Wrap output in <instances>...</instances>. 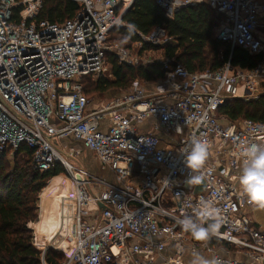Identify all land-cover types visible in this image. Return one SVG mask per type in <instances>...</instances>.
Here are the masks:
<instances>
[{"label": "built area", "instance_id": "1", "mask_svg": "<svg viewBox=\"0 0 264 264\" xmlns=\"http://www.w3.org/2000/svg\"><path fill=\"white\" fill-rule=\"evenodd\" d=\"M69 1L79 12L55 25L38 20L44 0H0V162L26 146L40 173L57 164L66 169L71 248L60 250V264H185L200 252L214 264H264V232L244 212L264 209V179L255 170L264 164V124L218 117L226 101L264 96V0H153L170 19L208 5L224 16L217 41L262 57L253 70L228 62L204 73L162 56L142 58L171 43L164 28L142 36L136 54L111 43L135 0ZM108 54L132 67L159 62L165 78L151 91L136 83L90 110L83 78L105 76ZM147 118L168 140L139 130ZM67 138L83 144L116 182L68 162L56 146ZM200 181L206 187L197 194Z\"/></svg>", "mask_w": 264, "mask_h": 264}, {"label": "trees", "instance_id": "2", "mask_svg": "<svg viewBox=\"0 0 264 264\" xmlns=\"http://www.w3.org/2000/svg\"><path fill=\"white\" fill-rule=\"evenodd\" d=\"M80 5L69 0H44L39 21L61 25L73 18ZM206 4H195L178 11L170 19L153 0H135L126 11L123 21L126 27L115 29L111 41H129L131 47L142 41L157 28H164L172 39L165 47H156L173 64L180 63L190 73L215 72L228 62L236 69L253 70L260 63L261 56H251L247 51L231 48L216 39V32L222 20ZM131 49V48H130ZM143 49H149L145 46ZM106 63L111 69L112 79L99 76L83 78L88 82V93L103 95L110 90L127 91L136 80L156 84L165 78V70L159 62L148 66L132 67L121 64L114 54H108ZM92 81V82H91ZM84 85V83H83ZM220 120L240 123L250 120L264 124V96L256 101L233 99L226 101L218 110ZM10 151L0 162V264H41L42 253L33 243V231L29 225L38 226L47 220L49 214L64 216L63 208L58 207L61 196L44 191L42 202L51 199V205L42 206L39 218L40 194L48 183L60 175L66 174L62 166L56 165L51 171L40 173L33 164V152L26 146L14 155V167L8 171L4 161L10 157ZM39 218V220H38ZM36 241L41 243L57 241L69 248L70 241L54 224L46 228H33ZM231 250L234 248L228 246ZM46 249V248H43ZM42 249V250H43ZM62 252L49 249L45 260L48 264H60Z\"/></svg>", "mask_w": 264, "mask_h": 264}, {"label": "rangeland", "instance_id": "3", "mask_svg": "<svg viewBox=\"0 0 264 264\" xmlns=\"http://www.w3.org/2000/svg\"><path fill=\"white\" fill-rule=\"evenodd\" d=\"M215 13L221 18L220 20H222V21L224 20V16L223 15H221V14H219L217 12H215ZM258 34L261 35L262 37H264V30H260L258 32ZM111 43L112 44H120L123 47L131 48L130 50H132L135 54L139 52V49H138L137 44H133L131 47H129L130 42L127 41V40H125V41H111ZM161 55H162L161 52L154 51L151 54H146V56H143V55H141V56H142V58L145 59V61H154V60H159L161 58ZM106 69L107 70L105 72V77H107L109 79H112L111 69L109 68V66L107 64H106ZM98 78H99V76H94L92 78V81L97 80ZM85 81H87V80H84L83 81V83H84L83 86L85 87V91H88L89 90L88 82H85ZM136 83L138 85L143 86L144 88H146L148 90H151L153 88V86L155 85L153 83H145L143 81L136 80L132 84V86L134 84H136ZM129 90H127V91L110 90V91H108L107 93H105L103 95H99V94L96 95V94H92V93H88L87 92V98L90 101V104H93V105H97L98 104L99 105L100 103L107 102V100L116 99L117 97H114L115 94L117 95L118 93H120L121 94L120 97H122ZM107 98H112V99H107ZM14 155H10V157H8L4 161L5 162L4 165L7 166V170L8 171L12 170V168L14 167V163H15V161H14ZM67 158H68V162H70L72 165L75 164V161L73 160V157H68L67 156ZM59 165L62 166V168L64 169V171H65L66 174L60 175V176H58L56 178H53L48 183L47 187L45 189H43L42 193L40 194V200H39V216L40 217L42 215L41 212H40L42 210V206L44 204H46L48 206H50L52 204L51 203L52 200L51 199H48V198H46L42 202V194H43L44 191H47L48 190V191H51L53 194L64 195V196H61L59 198V200H58V204H59L58 207L61 208V209L63 208V211H64V208H65V210L67 209V204L71 201L72 194H73L72 184H71V181L68 178V174H67L66 169L64 168V166L62 164H59ZM55 217H57V216L56 215H53V214H49L47 220H45V222L43 223V225H42L43 227L42 228L49 227V226H51L53 224L56 226V222H58L57 220H61V219L55 220ZM38 220H39V218H38ZM32 226H33V224H32ZM34 233H35V230H34ZM35 237H36V233H35ZM68 237L69 236H67V239H68ZM35 244L36 245H34V246L41 247V249L45 247L47 251L49 249H54V250H57V251H59V250H66L69 253L70 252V248H71V246L69 248H65V246L63 244L58 243L57 241H48V242L41 243L40 241H36L35 240ZM40 251L42 252V250H40ZM43 251H44V249H43ZM62 255H64V253H62ZM64 257H65V255L62 256V259ZM210 264H213V261H211Z\"/></svg>", "mask_w": 264, "mask_h": 264}, {"label": "crops", "instance_id": "4", "mask_svg": "<svg viewBox=\"0 0 264 264\" xmlns=\"http://www.w3.org/2000/svg\"><path fill=\"white\" fill-rule=\"evenodd\" d=\"M151 90H153V88ZM151 90H149V91H151ZM120 96H121V94L118 93L117 95L115 94L114 97L119 98ZM107 99H112V98H107ZM108 101H111V100H107V102ZM99 105L98 104L97 105L90 104L89 109L95 110L99 107ZM222 122L224 124L228 123V121L225 119ZM139 130L142 133L157 135V136L161 137L162 139H164V141L168 140V138L164 134V132L156 130L155 121L153 118H147L144 122L139 124ZM56 146L60 152L64 153L68 157H70L71 153L73 154L72 157H73V160L75 161L74 165L76 167L84 168L87 171H89L90 173H92L98 177H102L109 182H112V183L116 182V178H115L114 174L111 172V170L109 168H107L106 166H104L94 156L93 153H91L89 150H87L83 146V144H81L79 142H75L72 138H67V139H63L61 142H58L56 144ZM255 170H256V174L260 178L264 179V164L257 165ZM244 212L251 215L253 217V219L255 220V222L257 223V225L264 232V209L255 207V208H251V209H244ZM39 218H40V216H39ZM32 224H30L29 227L33 231V243H34V245H36L35 244V238L36 237H35V233H34ZM35 247L39 250L43 249V248L41 249V247H38V246H35ZM167 254H168V252H167ZM237 257L240 258L241 260H245V258L243 257L242 254H239V255L237 254ZM211 261H213L212 257L209 256L208 254L204 253V252L191 253V254H188V256L186 257L185 264H208V263L210 264ZM213 264H214V262H213Z\"/></svg>", "mask_w": 264, "mask_h": 264}, {"label": "bare ground", "instance_id": "5", "mask_svg": "<svg viewBox=\"0 0 264 264\" xmlns=\"http://www.w3.org/2000/svg\"><path fill=\"white\" fill-rule=\"evenodd\" d=\"M72 210H73V194H72L71 201L67 204V209L65 210V208H64V214L65 215L62 217L61 216L55 217V220L61 219V220H57L58 222H56V225L67 236H71V213H72ZM43 223H41L38 226H33V228H42Z\"/></svg>", "mask_w": 264, "mask_h": 264}, {"label": "water", "instance_id": "6", "mask_svg": "<svg viewBox=\"0 0 264 264\" xmlns=\"http://www.w3.org/2000/svg\"><path fill=\"white\" fill-rule=\"evenodd\" d=\"M205 187H206L205 182H204V181H200V182L198 183L197 187H196L195 192H196L197 194H200V193H202V192L204 191ZM100 209H101V210H104L105 207L102 205V206H100Z\"/></svg>", "mask_w": 264, "mask_h": 264}]
</instances>
